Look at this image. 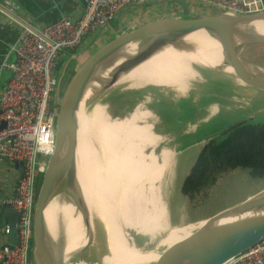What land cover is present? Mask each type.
<instances>
[{"label": "water", "instance_id": "1", "mask_svg": "<svg viewBox=\"0 0 264 264\" xmlns=\"http://www.w3.org/2000/svg\"><path fill=\"white\" fill-rule=\"evenodd\" d=\"M213 10L215 12L196 17H162L116 35L92 52L72 73L62 93L57 92L56 144L47 157L34 203L32 264H62L61 258L57 257L58 243L55 244L53 240L54 230L48 222L51 220L46 215L47 206L62 181L74 194L84 228L90 233L93 231L91 208L78 173L79 113H85L87 107L112 89L121 76L154 54L157 55L165 47L170 46L177 52L192 51L194 45L184 38L190 34H206L219 43L223 59L215 66L197 67L222 72L219 74L264 93V66L245 60L238 51V47L250 44L264 45V33L248 26L252 22H264V10L249 14H237L221 8ZM135 43L138 44L136 51L127 54L128 46ZM76 57L77 55L68 57L59 78L64 75L69 62ZM135 88L137 87L132 89ZM260 112H264V108ZM4 126L5 123L2 122L0 128ZM14 162L19 167L21 177L23 164L21 161ZM4 208L9 230L7 241L0 245V249H12L13 244L18 241L15 224L19 220V214L9 204L5 203ZM227 218L232 219L221 222ZM262 238L264 188L240 203L208 216L194 231L166 245L148 263L222 264Z\"/></svg>", "mask_w": 264, "mask_h": 264}, {"label": "bare ground", "instance_id": "2", "mask_svg": "<svg viewBox=\"0 0 264 264\" xmlns=\"http://www.w3.org/2000/svg\"><path fill=\"white\" fill-rule=\"evenodd\" d=\"M248 26L264 33V22H252ZM187 37L184 39H189L194 45L192 51L177 52L169 48L170 46L165 47L157 55L154 54L131 69L129 73L121 76L112 88L124 84L128 87L152 84L183 89L187 85L186 80L195 74L192 67L215 66L222 62L221 48L215 39H210L206 34H190ZM137 45V43L129 45L126 53L135 52ZM107 114L99 106L94 108L90 118L83 111L79 113L77 152L79 178L81 185L83 183L91 214L98 219L101 217L108 247L111 249V252L104 253L100 257V262L101 264H146L153 261L157 255L151 251L141 252L139 249L133 251V246L129 248L121 226L132 227L137 231L149 230L146 228L147 225L150 227L146 219L151 222L150 218L154 214L148 207V197L145 194L147 191L143 187L147 180H143L142 183L136 182L138 185L135 188V182L131 179L135 181L140 179L145 167L138 157L144 144L153 143L157 136L151 133L148 125L132 124L139 116L142 119L147 117L149 115L147 109L144 112L135 111L131 118L113 121L107 119ZM97 135L100 139H104L98 145L97 140L100 139L96 138ZM106 138L109 141H106ZM111 152H114L113 156ZM100 155H104V160ZM125 156L126 162L123 161ZM116 160L121 166H117ZM59 184L57 192L62 191V196H57L58 198L50 202L46 212L51 220L48 222L54 230L53 240L55 244L58 243L57 257L61 258L62 264H90L92 254L94 255L95 225L92 222L91 233L84 228L73 192L65 186L64 181ZM150 192L153 193V189ZM149 199L151 202L156 201L154 197ZM154 204H158V201ZM153 212L159 214L156 206H153ZM230 219L232 218L223 219L221 222ZM185 229L178 227L171 232L165 241L167 245L187 236L190 231ZM124 240V243H120ZM128 249H130L129 253H127Z\"/></svg>", "mask_w": 264, "mask_h": 264}, {"label": "built area", "instance_id": "3", "mask_svg": "<svg viewBox=\"0 0 264 264\" xmlns=\"http://www.w3.org/2000/svg\"><path fill=\"white\" fill-rule=\"evenodd\" d=\"M160 0H88L77 19L62 16L34 29L20 24V32L11 47L12 60H4L9 70L7 86L0 92V156L21 161L22 175L15 195L3 199L19 214L16 222L18 241L12 249H0V264H30L32 220L36 199V176L46 163L38 155L49 156L56 144L52 100L59 63L83 38L109 22L129 4ZM192 1L237 14L264 10V0H175ZM56 100V99H55ZM8 226L5 232L8 233ZM222 264H264V238Z\"/></svg>", "mask_w": 264, "mask_h": 264}, {"label": "crops", "instance_id": "4", "mask_svg": "<svg viewBox=\"0 0 264 264\" xmlns=\"http://www.w3.org/2000/svg\"><path fill=\"white\" fill-rule=\"evenodd\" d=\"M87 2V0H0V92L6 88L10 78V72L3 66V61L14 58L11 47L18 38L20 24L26 22L32 28L38 29L40 26L53 22L62 16L77 19L82 15ZM131 6L132 4L125 6L105 25L87 34L80 45L88 47L87 49L89 50L92 49V52L113 38L114 35L120 34L123 31L124 23L117 20L124 17L127 14V9ZM138 25L137 21H134L127 28L130 30ZM224 80L229 81L232 85L230 93L212 101L213 103L207 106L206 113L196 120L189 118L178 120L175 117L166 118L165 115L161 117L155 108L152 107L150 110L148 108V104H151L154 100L159 101L158 98L154 99L152 96L153 85L147 84L143 87L135 88L149 87L135 100V104L139 102L136 105L133 104L135 106L132 105L133 108L128 113V118H131L135 111L144 112L148 108L147 113L149 115L144 119L141 116L137 117L132 124L139 126L148 125L149 130L153 135L157 136V139L153 143L146 142L144 144L138 159L144 165L145 170L141 172L139 180L131 179V181L135 182L134 187L137 188V183L147 180L143 187L147 191L145 194L148 197V207L151 208L152 213H154L153 206L163 210V216L156 220L160 225L159 229H166L169 226H174V228L181 227L179 223L183 222L181 225L184 226L190 223V220L197 219L195 217L189 218L188 216L190 208L186 197L181 193V185L202 146L209 139L207 138L209 136L197 133L199 124L206 123L217 116L222 109L242 115V110L244 113V110L250 108L246 114H243V120L238 122L246 121L251 119L257 110L259 112L264 107L254 108L246 104L247 100L251 101L250 99H256L257 102L264 100V93L241 85L229 77ZM210 81L220 83L222 80L213 79ZM189 94L180 96L188 98ZM167 97L168 100L172 101L170 96ZM236 99H240L238 101L239 104H235ZM143 103H145L146 107L144 110L141 105ZM187 120L194 121L192 123H195V125L186 124ZM160 126L161 131L157 130L158 127L160 129ZM204 139L206 140L204 141ZM194 146H198V148L192 151L191 148ZM39 175L40 173L37 174L36 179ZM19 178V167L15 162L0 156V245L7 241L8 238V234L5 232L7 218L4 215L5 208L2 200L15 195V187ZM127 184H130V182H127ZM149 186L152 187L153 193L149 191ZM150 197H154L156 201L151 202ZM157 201L158 204H154ZM208 216L197 217L203 220ZM154 231H157V229L152 232Z\"/></svg>", "mask_w": 264, "mask_h": 264}, {"label": "rangeland", "instance_id": "5", "mask_svg": "<svg viewBox=\"0 0 264 264\" xmlns=\"http://www.w3.org/2000/svg\"><path fill=\"white\" fill-rule=\"evenodd\" d=\"M210 12H215V10H213L212 7L204 6L202 4H198L192 1L160 0V1L141 3V4H137V3L132 4V6L127 9L126 11L127 14H125L124 17H122L120 20H117V21H121L124 23L123 29H122L123 31H121L123 33V32L128 31L127 27L132 25L134 21H137V23L140 25L144 22H149V21L159 19L162 17L188 18V17H196V16L209 14ZM243 47L245 46L238 47V51L240 52V55H241V52L244 54ZM87 48L86 46L79 44L75 48L69 50V53H67L63 57V60L65 59L66 61L68 59L67 56L77 55L76 59H72V61L70 62L71 71L67 79L68 81L70 79L71 73H74L75 70L80 66V64L90 55V52L92 49L89 50ZM72 51H74V53H71ZM241 56L243 57V55ZM192 68L195 74L192 76V78H189L186 80L187 85L185 88L177 89L174 87L153 85L154 91L152 93V96L154 99L158 98V99H163L164 101L165 99L162 98L163 96H165L166 98H168L167 96H170L172 102H174L176 101V99H178L180 95L190 93L189 94L190 98L188 96L189 100L182 103L183 106H181V102L176 103V107L179 110H182V112L187 110L190 107H194L197 109L198 113L200 114L198 117L201 118V116L206 113L207 106L209 104H212L213 102L212 101L211 103L208 102L204 104L202 107H200L199 103L203 101L197 102V100H201L206 97H209L208 96L209 93L207 94L202 93L201 94L202 98L200 99H197L198 97L197 95L201 91V89L204 88V85H201V84L204 82L210 81V79L206 78L203 75V72H202L203 70L200 69L199 67L194 66ZM219 73L221 74L222 72H219ZM56 74L59 75L58 69H57ZM68 81L66 82L68 83ZM148 85H152V84H148ZM132 88L133 87H128L124 84V85H119V86H116L115 88L110 89L107 93L100 96L89 107H87V109L85 110V115L88 118L92 117L94 108H96V106H99L104 109L105 114L108 113L107 119L109 121L128 118L129 116L128 113L132 110L133 106H135L139 101L136 104L134 103L135 105L131 106L132 102L130 103L129 101L128 103H124L125 100L123 99L117 100L120 97L119 98H116V97H118L117 94L130 90ZM207 88L208 86H206L205 91L207 90ZM194 89L195 91L193 95L191 91H193ZM161 92H163L162 95L160 94ZM136 96L137 95H135V97ZM221 96H226V95L216 94V97L215 96L212 97L211 100L214 101L216 98H219ZM195 99L197 100L194 101ZM250 100L251 101L247 100L246 104L250 105L251 107L256 108L259 106L260 107L264 106V100L258 101V102L256 99H250ZM238 101H240V99H236L235 104H239ZM51 105H52V108L57 113L58 105L56 103L55 97L53 98ZM141 105L143 106V110H144L146 108L145 103ZM151 105L152 104H148L149 110L151 108L150 107ZM156 107L161 112H163L166 118H171V117L176 118L178 116V114L174 115L176 113L174 111H170V110L165 111L163 103H159ZM249 109L250 108H247V110H244V113L242 110L241 111L242 115L236 112H230L229 110L222 109L217 116L211 118L206 123L199 124L197 133H200L201 135H204V136H209L207 138L219 139L221 133L226 128H228L230 125L232 126L233 124H236L239 120H243L242 119L243 118L242 116H244L243 114H246ZM197 118L194 117L195 120ZM248 121H251L254 123H264V112H260V111L258 112L257 110L255 115ZM55 122H56V118H55ZM192 122L194 121L187 120L185 123L190 124V125H195V123H192ZM176 127H177V124H176ZM157 130L161 131V126H160V129L158 127ZM96 138L100 139L98 135L96 136ZM205 140L206 139H204V141ZM103 141L104 139H100V141L97 140V145L99 144V142H103ZM106 141H109V140L106 138ZM94 144L96 145V143ZM197 148L198 146H194L193 148H191V150L195 151ZM111 154L113 156L114 152H111ZM100 158L104 160V155H100ZM38 159L44 161L45 163L47 162V156H43L39 154ZM126 160L127 158L125 156V160L123 161L126 162ZM115 162L117 163L118 167L121 166V163L118 162V160H116ZM36 182L39 183L38 179H36ZM263 188H264V177H261V178L251 177L247 168H235L233 170H229L223 173L219 177L217 183L215 184V186L212 187L207 199L201 206H199L197 209H194V210L189 209V212H188L189 218L195 217V219L196 218L197 219L196 220L193 219L194 221L190 220L189 221L190 223H188L187 225L185 224L184 226L181 225L183 222L179 223L181 226L179 228L185 227L186 228L185 231H190V232L194 231L204 220V219L202 220L198 218L197 216H208L215 212H218L219 210L227 208L233 204H236V203L238 204L241 201L245 200L248 195L251 196ZM151 189L152 187L149 186V191ZM59 191L56 192V194L53 196L50 202L58 198L57 196H62L63 192L61 191L62 192L61 193ZM156 208L159 214L152 213L154 215L150 218L151 222L148 219H146L150 225V227L147 225L146 228H148L149 230L137 231L132 227H125L123 225L121 226L122 233L125 236V239H126L127 244L129 245V248L130 246L134 247L133 251H136L137 249H139L141 252L151 251L154 254L159 253L167 245L165 241L167 240L168 235L178 228V227L174 228V226H169L166 229H159L160 225L157 223L156 220H158L161 216H163V210H161L158 207ZM93 222L96 228V233H95L96 237H93L94 255L92 254V257L90 259V264H101L100 257H102L104 253L111 252V249L108 247V243L106 239V231H105L103 222L101 220V217L100 219H98L97 217H93ZM121 224L122 223H120V225ZM155 229H157V231L152 232ZM115 239H116V235H115ZM124 242L125 240L120 243H124ZM31 250H32V246L30 248V254H31ZM129 250L130 249H128L127 253H129ZM30 262H31V258H30ZM30 264H32V262ZM146 264H150V263H146Z\"/></svg>", "mask_w": 264, "mask_h": 264}, {"label": "trees", "instance_id": "6", "mask_svg": "<svg viewBox=\"0 0 264 264\" xmlns=\"http://www.w3.org/2000/svg\"><path fill=\"white\" fill-rule=\"evenodd\" d=\"M243 48L245 55L242 52L241 55H243L245 60L264 66V45L250 44ZM71 53H74V51ZM202 70L206 78L210 80L221 79L222 81L220 83L207 81L201 84L204 85V88L198 93L197 99L202 98V93H209V97L194 100H197V102L203 101L199 103L200 107L213 101L211 98L216 97V94H229L232 87L229 81L224 80L226 77L219 75L218 72ZM206 86L208 88L205 91ZM148 88L146 86L139 89H130L117 94L118 97L116 98L120 97L117 100H125L124 103L130 101V103L132 102V106L135 100ZM194 91L195 89L191 91L193 95ZM160 94L162 95L163 92ZM135 95L137 96L135 97ZM188 96L190 98V95ZM162 98L165 101L159 99V101H153L150 106L151 108H155L161 117L164 114L156 107L159 103L164 104L165 111L170 110L176 112L174 115L178 114L176 117L178 120L186 118L194 119V117L197 118L200 115L194 107H190L183 112L176 107V103L178 102H181V106H183L182 103L188 101V98L180 97L176 102L168 100L165 96ZM235 168H247L251 177H264V123H254L248 120L237 122L225 129L219 139L209 138L206 140L181 185V193L186 197L189 208L194 210L201 206L207 199L212 187L217 183L219 177L223 173ZM41 177V174L37 177L39 183L36 182V194Z\"/></svg>", "mask_w": 264, "mask_h": 264}, {"label": "flooded vegetation", "instance_id": "7", "mask_svg": "<svg viewBox=\"0 0 264 264\" xmlns=\"http://www.w3.org/2000/svg\"><path fill=\"white\" fill-rule=\"evenodd\" d=\"M64 64H65V59L59 63V66H58L59 75L63 71ZM70 66L71 65L69 62V64L65 68L64 75L61 78H59V75H58L57 85H56L55 94H54L55 96H56L57 92H59V94H61L62 90H64L66 83H67L66 81H68L67 79H68L69 73L71 71ZM71 75H72V73H71ZM71 75H70V77H71Z\"/></svg>", "mask_w": 264, "mask_h": 264}, {"label": "clouds", "instance_id": "8", "mask_svg": "<svg viewBox=\"0 0 264 264\" xmlns=\"http://www.w3.org/2000/svg\"><path fill=\"white\" fill-rule=\"evenodd\" d=\"M69 57V56H68ZM41 175L43 174V173H40ZM37 195V194H36Z\"/></svg>", "mask_w": 264, "mask_h": 264}]
</instances>
